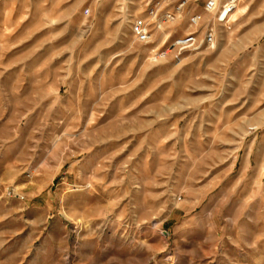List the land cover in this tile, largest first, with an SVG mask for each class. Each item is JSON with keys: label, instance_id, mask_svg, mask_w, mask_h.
<instances>
[{"label": "rangeland", "instance_id": "rangeland-1", "mask_svg": "<svg viewBox=\"0 0 264 264\" xmlns=\"http://www.w3.org/2000/svg\"><path fill=\"white\" fill-rule=\"evenodd\" d=\"M209 1L0 0V264H264V0Z\"/></svg>", "mask_w": 264, "mask_h": 264}, {"label": "built area", "instance_id": "built-area-1", "mask_svg": "<svg viewBox=\"0 0 264 264\" xmlns=\"http://www.w3.org/2000/svg\"><path fill=\"white\" fill-rule=\"evenodd\" d=\"M241 0H229L223 6L218 2V0H210L206 5L207 12L221 13V18L224 20L227 16L233 14L239 7ZM222 9V10H221ZM155 10H151V15L156 14ZM168 19H173L172 15L167 16ZM201 17L195 16L191 19V26H197L200 22ZM150 22L147 18H139L135 21L133 26V34L139 40H146L150 35ZM215 38L214 32H208L205 35L204 41L208 44H212ZM197 35L193 32L190 33L185 38L179 39L175 42L174 46L185 49L190 46H194L197 43Z\"/></svg>", "mask_w": 264, "mask_h": 264}]
</instances>
